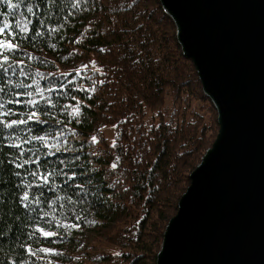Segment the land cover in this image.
Listing matches in <instances>:
<instances>
[{
  "label": "trees",
  "instance_id": "trees-1",
  "mask_svg": "<svg viewBox=\"0 0 264 264\" xmlns=\"http://www.w3.org/2000/svg\"><path fill=\"white\" fill-rule=\"evenodd\" d=\"M11 3L0 0V26L29 31L17 56L24 63L0 74V103L26 118V101L38 100L44 122L17 134L55 137L49 143L61 150L48 154L30 141L24 147L45 164L19 169L8 163L18 150L0 156V264H156L166 223L218 131L173 22L159 0ZM37 168L68 175L40 184L31 175ZM37 225L57 235L45 238Z\"/></svg>",
  "mask_w": 264,
  "mask_h": 264
},
{
  "label": "water",
  "instance_id": "water-1",
  "mask_svg": "<svg viewBox=\"0 0 264 264\" xmlns=\"http://www.w3.org/2000/svg\"><path fill=\"white\" fill-rule=\"evenodd\" d=\"M218 132L156 264H264V0H159Z\"/></svg>",
  "mask_w": 264,
  "mask_h": 264
},
{
  "label": "snow or ice",
  "instance_id": "snow-or-ice-1",
  "mask_svg": "<svg viewBox=\"0 0 264 264\" xmlns=\"http://www.w3.org/2000/svg\"><path fill=\"white\" fill-rule=\"evenodd\" d=\"M7 3V6L9 8L15 7L13 3H11V0H5ZM19 27V31H16L13 27L10 26V24L5 21L2 26H0V74L6 75L8 71L12 68L13 63H15L17 66L24 63L23 60L17 59V56L19 53L23 52L24 49L21 48V44L23 40L26 38L24 34H26L29 30L27 27ZM2 82V81H0ZM10 83V81H9ZM5 91L4 88H0V93H3ZM39 91V89H37ZM33 96L32 92H14V96ZM40 99L44 100L45 97L41 94ZM72 99H75V97H72ZM47 103L51 104V100H46ZM9 103L12 104H22L25 103L24 101L14 99L10 101ZM26 104L31 106V110L27 112L26 118H12L13 116V110L11 107L5 109V106L3 103H0V109H4L3 111H0V133H3L5 130L7 131L6 136H4V139L7 140V144L4 145L3 140H0V156H4L6 153L10 152L11 150L15 149L18 150L19 155L15 156V159H12L11 161H8L9 165L14 164L16 168H23L24 165L32 163V164H39L43 166L45 164V161H42L40 159V152L39 150H36L35 153H33L32 148H25L24 145L30 143V141H39L43 144V146L50 150L48 154H54L55 151H60V145L59 144H52L49 143V140H54L55 137H49L47 135L45 136H31L30 140H25L22 138L21 135L17 134V131L19 129V126L25 125L27 126L29 121H35L36 123H43L44 121L41 118V114L43 112V109H40V105L38 100L36 99H29L26 101ZM74 111L79 112L80 109L78 107H74ZM28 130V129H25ZM95 140V137H93ZM65 151L67 149H64ZM28 153H33V155H28ZM15 155V154H14ZM27 156L26 159H24L23 163H18L17 161L21 158ZM4 160H0V163H4ZM58 163L64 164L65 161H58ZM67 166V165H65ZM115 167V165H113ZM16 175H19V172L16 173ZM31 175L35 177L37 181L40 182V184H49L52 182V178L55 175H65L68 174L63 172L62 169H53L51 172L44 171L41 172L39 168L35 169L31 172ZM76 173H72V177H75ZM71 179V177H69ZM65 185L67 186V181H65ZM21 202H25L29 199V192L24 191L22 197L20 198ZM39 203V201H37ZM27 207V204H25ZM59 226V225H58ZM72 228H78L79 224H72ZM36 232H39L42 236L45 238H49L52 236L57 235L56 232L53 231H47L45 228L40 227L39 225L36 226ZM30 235L34 236L35 232L31 233ZM28 247V246H26ZM40 251L44 253H54L55 250L51 248H42ZM28 252L30 255H36V253L32 252L31 247H28Z\"/></svg>",
  "mask_w": 264,
  "mask_h": 264
},
{
  "label": "rangeland",
  "instance_id": "rangeland-1",
  "mask_svg": "<svg viewBox=\"0 0 264 264\" xmlns=\"http://www.w3.org/2000/svg\"><path fill=\"white\" fill-rule=\"evenodd\" d=\"M174 27H175V26H174ZM207 98H208V97H207ZM209 101H210V100H209ZM210 102H211V101H210ZM211 104H212V103H211ZM214 109H215V108H214ZM215 111H216V110H215ZM216 118H217V113H216ZM217 132H218V131H217ZM215 137H216V136H215ZM204 153H205V152H204ZM203 155H204V154H203ZM192 171H193V170H192ZM192 171H191V172H192ZM191 172H190V173H191ZM188 186H189V185H188ZM186 189H187V188H186ZM186 189H185V190H186ZM184 192H185V191H184ZM184 192H183V193H184ZM183 193H182V194H183ZM178 201H179V200H178ZM175 214H176V213H175ZM175 214H174V215H175ZM168 221H169V219H168ZM168 221H167V223H168ZM167 223H166V225H167ZM165 227H166V226H165ZM101 236H102V235H101Z\"/></svg>",
  "mask_w": 264,
  "mask_h": 264
}]
</instances>
